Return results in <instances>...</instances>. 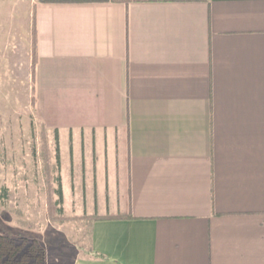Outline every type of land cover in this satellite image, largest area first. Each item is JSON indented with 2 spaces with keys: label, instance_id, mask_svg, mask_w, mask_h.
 Wrapping results in <instances>:
<instances>
[{
  "label": "crops",
  "instance_id": "0c3cea01",
  "mask_svg": "<svg viewBox=\"0 0 264 264\" xmlns=\"http://www.w3.org/2000/svg\"><path fill=\"white\" fill-rule=\"evenodd\" d=\"M33 20L43 121L104 152L67 264H264V0H38Z\"/></svg>",
  "mask_w": 264,
  "mask_h": 264
},
{
  "label": "rangeland",
  "instance_id": "374dc122",
  "mask_svg": "<svg viewBox=\"0 0 264 264\" xmlns=\"http://www.w3.org/2000/svg\"><path fill=\"white\" fill-rule=\"evenodd\" d=\"M36 1L0 0V235L18 249V262L26 263L33 251L36 264H67L86 250L92 220L85 212L96 191L83 189L91 175L82 173V163L90 167L97 158L102 169L104 152L98 141H81L43 121L33 85ZM107 155L109 160V150ZM98 190L102 199L103 182Z\"/></svg>",
  "mask_w": 264,
  "mask_h": 264
},
{
  "label": "trees",
  "instance_id": "16d2710c",
  "mask_svg": "<svg viewBox=\"0 0 264 264\" xmlns=\"http://www.w3.org/2000/svg\"><path fill=\"white\" fill-rule=\"evenodd\" d=\"M39 1H42V2H86V1H105V0H39ZM32 32H33V55H34V57H36V38H35L34 25H33ZM55 138H56V136H55ZM54 192H56L58 194V197H59V200H55V204H57V202H60V200H61L60 185H59V188L54 189ZM57 210L60 211L61 209L59 207H57ZM86 216L90 217L91 219L99 218V216L96 213L89 214ZM6 236L10 239L25 238V236H23V235H13L11 233H6ZM3 239L4 238L0 235V264H36L35 261H31V260H35V257L32 254L33 251H31V253H29L30 255L27 258L26 263L25 262H18L17 261L18 249L17 248L13 249V247H11V246L8 247L7 244H4ZM94 255L97 257L102 256L100 253H94Z\"/></svg>",
  "mask_w": 264,
  "mask_h": 264
}]
</instances>
